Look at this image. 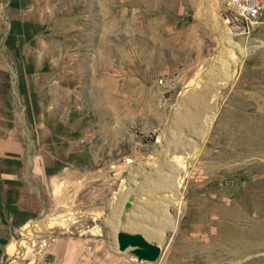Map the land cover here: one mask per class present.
Returning <instances> with one entry per match:
<instances>
[{
    "label": "rangeland",
    "instance_id": "374dc122",
    "mask_svg": "<svg viewBox=\"0 0 264 264\" xmlns=\"http://www.w3.org/2000/svg\"><path fill=\"white\" fill-rule=\"evenodd\" d=\"M227 1L0 0V264H195L214 199L225 222L198 263L264 264V13L220 37ZM210 87L211 115L182 128L190 177L146 192ZM128 198L127 230L143 203L174 220L154 262L117 251Z\"/></svg>",
    "mask_w": 264,
    "mask_h": 264
},
{
    "label": "bare ground",
    "instance_id": "6f19581e",
    "mask_svg": "<svg viewBox=\"0 0 264 264\" xmlns=\"http://www.w3.org/2000/svg\"><path fill=\"white\" fill-rule=\"evenodd\" d=\"M228 4H229V0L225 4L223 11L230 9L228 7ZM215 22H216L215 23L216 29L218 31L219 36L224 37V35L226 34L225 32L228 29L226 22L222 21L219 14L215 15ZM230 42H231V40H230ZM232 73H233V71H230V73L227 75L228 77L223 78V80H229L232 77ZM212 91H213V88L210 87L207 91H205V93H203L201 95H197V94L196 95H190L184 101L189 108L186 107V108H183L178 113L176 112L177 114L175 115L174 119H175V123L178 124V126L180 128L178 131L176 129L177 133L175 134V137L173 138L174 147H171L170 149L167 148V150L165 152V157L166 156H169V158L171 157L170 162H169V160L168 161L165 160V158H163V157H159L155 161V164H157V167L155 170L150 169V170H146V171L142 172L144 175L146 174V176L144 177V181H145L146 185L148 186V190H146V192L156 193L159 191H163V193H164V191H165L166 193H168V190L172 189L173 185L176 187H179L181 183H183L187 178L190 177L189 174L187 173L186 167L189 164L190 158L194 156V153L193 152L191 153V150L193 148V143H185V144L182 143V141H183L182 140V128L187 127L189 125L199 123V121L201 120V118L205 114L207 115L208 113H210V115H211V111L214 109V107L211 108V107L207 106L206 101H207L208 97H210L212 95ZM183 106H185V105H183ZM187 130L190 131L189 135L194 134L195 137L196 136L199 137V135H201L203 133L201 130V127H200V132H198V134L195 132L194 133L191 132V130L188 128H187ZM184 131H186V130H184ZM183 151H185V152H183ZM186 151H190V152L186 153ZM182 152L185 153V156H183L184 154L181 155ZM173 191L171 193H173ZM150 195H148V196H150ZM149 201H151V200H149ZM146 202H148V201H146ZM215 202H217V199H214L213 202L210 203L211 209H212L210 215L206 214L205 210H204V206H201L203 209V212H204L203 218L202 217H201V219L196 218V219H193V221H192L193 225H195V226L206 227L203 230L204 236L199 238L200 239L199 243L196 246H194L193 248H190V249L185 248L183 250V253L185 255H189V257L195 262V264H199L198 261H200V259L203 257L202 256L203 254L201 253L202 251H200V250L202 248H204V246H205L204 242L215 241V239H217V235H218V234L216 235L217 230H219L220 226L223 224V222H225L224 218H222V216L220 215L219 210L217 209V207L215 205ZM153 203H154V201H153ZM143 204L141 206L136 207L138 209L139 213H141L139 218L129 220L127 227H129V226L130 227L135 226L138 228L140 227L139 229H141L140 231L145 236V238H147L149 241L155 240L157 242V245L161 246L165 242V241H163L165 239V238L163 239V236H164L163 233L173 231L172 229L175 227L173 224L174 220L172 221L169 217H166V215H165L166 206L162 205V203H158L156 205H148V204L143 205ZM210 205H209V207H210ZM113 217H115V216H113ZM190 220H191L190 216L187 215V216L183 217L182 222L183 221L189 222ZM144 222L148 224L149 228L143 224ZM182 222H181V224H182ZM115 225H116L115 219H112V222H110V226L113 229H115ZM182 226H183V224H182ZM125 227L126 226L124 225V228ZM135 227H133V229H131V230L137 231L136 230L137 228H135ZM213 230H216V232L215 231L213 232ZM31 231H33V230L31 229L30 232ZM20 245L24 246L25 242L23 241ZM215 246L218 249L217 243L215 244ZM214 254H216V252Z\"/></svg>",
    "mask_w": 264,
    "mask_h": 264
},
{
    "label": "water",
    "instance_id": "95a60500",
    "mask_svg": "<svg viewBox=\"0 0 264 264\" xmlns=\"http://www.w3.org/2000/svg\"><path fill=\"white\" fill-rule=\"evenodd\" d=\"M131 208V198H128L123 206V213L119 219L115 244L118 252L130 251L138 261L154 262L160 255V247L150 242L143 234L124 228L125 212Z\"/></svg>",
    "mask_w": 264,
    "mask_h": 264
},
{
    "label": "built area",
    "instance_id": "2783aa9c",
    "mask_svg": "<svg viewBox=\"0 0 264 264\" xmlns=\"http://www.w3.org/2000/svg\"><path fill=\"white\" fill-rule=\"evenodd\" d=\"M229 10L222 11V18L227 24L237 27L257 19L264 13V0H229Z\"/></svg>",
    "mask_w": 264,
    "mask_h": 264
},
{
    "label": "crops",
    "instance_id": "0c3cea01",
    "mask_svg": "<svg viewBox=\"0 0 264 264\" xmlns=\"http://www.w3.org/2000/svg\"><path fill=\"white\" fill-rule=\"evenodd\" d=\"M7 62L4 58H1L0 57V72H6V69H7ZM3 209V208H2ZM2 220V218L0 219V221Z\"/></svg>",
    "mask_w": 264,
    "mask_h": 264
}]
</instances>
